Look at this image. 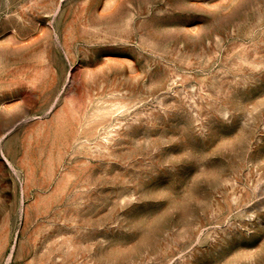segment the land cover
Wrapping results in <instances>:
<instances>
[{
	"label": "rangeland",
	"instance_id": "obj_1",
	"mask_svg": "<svg viewBox=\"0 0 264 264\" xmlns=\"http://www.w3.org/2000/svg\"><path fill=\"white\" fill-rule=\"evenodd\" d=\"M0 264H264V0H0Z\"/></svg>",
	"mask_w": 264,
	"mask_h": 264
}]
</instances>
